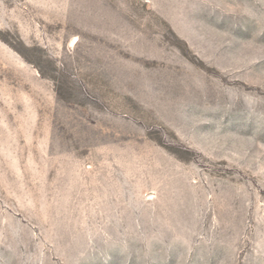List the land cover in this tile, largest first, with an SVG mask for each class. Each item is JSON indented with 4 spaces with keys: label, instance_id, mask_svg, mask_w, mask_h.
<instances>
[{
    "label": "rangeland",
    "instance_id": "1",
    "mask_svg": "<svg viewBox=\"0 0 264 264\" xmlns=\"http://www.w3.org/2000/svg\"><path fill=\"white\" fill-rule=\"evenodd\" d=\"M0 264H264V0H0Z\"/></svg>",
    "mask_w": 264,
    "mask_h": 264
}]
</instances>
